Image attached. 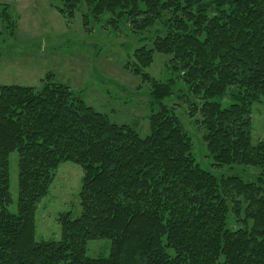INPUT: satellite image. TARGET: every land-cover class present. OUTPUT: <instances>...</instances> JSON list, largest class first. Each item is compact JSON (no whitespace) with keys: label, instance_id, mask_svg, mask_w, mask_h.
Returning <instances> with one entry per match:
<instances>
[{"label":"trees","instance_id":"trees-1","mask_svg":"<svg viewBox=\"0 0 264 264\" xmlns=\"http://www.w3.org/2000/svg\"><path fill=\"white\" fill-rule=\"evenodd\" d=\"M82 25L108 17L134 33L162 22L152 48L135 50L140 75L155 53L169 57L197 100L212 167L257 169L253 182L202 170L173 111L159 104L173 81L151 83L159 109L142 138L70 91L0 86V264H264V139L251 138V109L264 103V0H51ZM1 17L9 20L2 12ZM165 17V19H163ZM227 97L222 108L214 100ZM18 154L17 213L8 208L9 156ZM82 170L81 214L59 217L60 240L35 241V212L63 163ZM232 221V223H230ZM110 241L107 258L86 256Z\"/></svg>","mask_w":264,"mask_h":264},{"label":"rangeland","instance_id":"rangeland-1","mask_svg":"<svg viewBox=\"0 0 264 264\" xmlns=\"http://www.w3.org/2000/svg\"><path fill=\"white\" fill-rule=\"evenodd\" d=\"M5 13L9 20L1 15ZM82 12L72 18L61 15L51 0H0V86L31 87L38 90L46 76L52 82L68 87L86 106L105 115L116 125L131 126L140 137L149 134L148 118L159 109V104L171 109L183 130L188 134L192 154L202 170L217 178L235 175L253 182L257 169L229 166L212 167L203 142L200 115L195 100L177 73L169 68V57L155 53L152 64L143 71L158 83L173 81L172 94L159 104L151 97V83L143 80V73L135 75L128 68L134 61L135 50L152 48L156 36L161 35L162 22H157L145 33H134L128 22L107 24L109 18L92 20L87 29L82 25ZM165 19V17L163 18ZM222 108L231 102L227 97L214 100ZM251 138L264 139V103L251 109ZM18 154L9 156V193L12 214L17 213ZM82 170L73 163L61 164L48 195L38 204L35 212V241L60 240L58 219L70 213L79 218L81 207L79 191ZM232 223V221H230ZM110 241H89L86 256L107 258Z\"/></svg>","mask_w":264,"mask_h":264}]
</instances>
